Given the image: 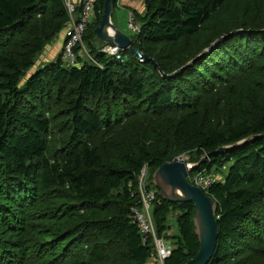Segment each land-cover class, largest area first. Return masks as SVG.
<instances>
[{"label": "trees", "instance_id": "1", "mask_svg": "<svg viewBox=\"0 0 264 264\" xmlns=\"http://www.w3.org/2000/svg\"><path fill=\"white\" fill-rule=\"evenodd\" d=\"M143 1L131 40L146 58L103 52L95 0L91 59L35 67L64 32V0H0V264H154L134 222L139 176L189 153L190 176L222 177L205 192L219 230L209 264H264V0ZM236 30L251 32L169 77ZM194 213L158 195L165 264L197 257Z\"/></svg>", "mask_w": 264, "mask_h": 264}, {"label": "water", "instance_id": "2", "mask_svg": "<svg viewBox=\"0 0 264 264\" xmlns=\"http://www.w3.org/2000/svg\"><path fill=\"white\" fill-rule=\"evenodd\" d=\"M116 6V0H104V12L101 23L94 31V34L112 48L118 47L119 50H128L139 59L146 58L141 51L133 47L130 36L120 31L113 23V12ZM242 32L251 31L236 30L224 35L215 41L210 48L203 51L169 77H176L186 68L192 66L199 59L207 55L219 43ZM155 65L158 67L156 63ZM227 150L228 148H221L219 151L225 152ZM198 168L199 164L189 167L181 156L158 168L152 177V184L158 189L159 197L163 200L170 203L192 202L194 204L195 213L193 220L195 232L200 242V250L197 257L190 260L187 264H209L215 254L219 235L216 216L217 202L213 197L206 195L201 189L188 181L189 174Z\"/></svg>", "mask_w": 264, "mask_h": 264}, {"label": "built area", "instance_id": "3", "mask_svg": "<svg viewBox=\"0 0 264 264\" xmlns=\"http://www.w3.org/2000/svg\"><path fill=\"white\" fill-rule=\"evenodd\" d=\"M64 2L69 14V20L63 32L65 41L62 48V61L67 67H75L79 58L91 59L84 43V36L95 20V0H64ZM128 29L136 36L141 33L139 17L133 10L128 13ZM119 51L118 47L112 48L108 45L103 49V52L111 55H118ZM189 167H192V165ZM147 171H149L148 167L145 166L139 176L138 183L141 199L139 202L140 208L133 209L134 222L140 229L143 242L150 241L154 245L155 252L151 255L153 263L165 264L172 254V246L166 242L165 238L159 237L157 234L152 209L158 201L159 193L154 189H148ZM190 174L189 178L192 181V185L198 187L204 193L217 180L215 175L197 173L190 176Z\"/></svg>", "mask_w": 264, "mask_h": 264}, {"label": "crops", "instance_id": "4", "mask_svg": "<svg viewBox=\"0 0 264 264\" xmlns=\"http://www.w3.org/2000/svg\"><path fill=\"white\" fill-rule=\"evenodd\" d=\"M128 9H133L138 13H142L145 9L143 0H125L124 8L120 10L119 7H116L113 12V23L117 26L120 31L130 36L127 30L126 17L124 15L125 13L127 15V13L131 11ZM116 10L118 13H115ZM120 12H123V15H120ZM64 41L65 35L64 33H61L49 46H47V48L43 52V54L46 56V59H44L43 54L41 55L42 59H44L42 60L44 62L43 64L51 63L58 59V57L62 54Z\"/></svg>", "mask_w": 264, "mask_h": 264}, {"label": "rangeland", "instance_id": "5", "mask_svg": "<svg viewBox=\"0 0 264 264\" xmlns=\"http://www.w3.org/2000/svg\"><path fill=\"white\" fill-rule=\"evenodd\" d=\"M144 2V1H143ZM124 6H125V0H118V5L116 6V7H119L120 8V10H122V8H124ZM128 10H133V9H128ZM127 10V11H128ZM134 12H136L135 10H133ZM115 13H118L117 12V10H116V12ZM129 13V12H128ZM128 13H127V15H126V13L124 14L125 15V17H126V23H127V30H128V32H129V34H130V38H131V36H133V37H136V35H134L132 32H130L129 31V29H128ZM138 13V12H137ZM120 15H123V12H120ZM44 55V54H43ZM44 59H46V56L44 55ZM44 59H42V57L40 56V58L38 59V61H37V64H36V66L35 67H40V66H42L43 65V61L42 60H44ZM42 62V63H41ZM183 158H184V160H185V162L188 164V166H190V165H192V166H194L196 163H194V160H195V155L193 154V153H189V154H184V155H181ZM181 156H177V157H175V158H179V157H181ZM174 158V159H175ZM173 159V160H174ZM226 171V170H225ZM147 173H148V175H147V177L149 178L148 179V183H149V181H150V183H151V177H153V174H154V172L151 170V171H147ZM215 176H216V178L217 179H221L222 177H221V174H219V173H217V174H215ZM188 181L190 182L191 181V179L190 178H188ZM176 221H177V215L174 213V212H172L171 213V215L169 216V220H168V222H167V226H168V228H170L171 227V233H169V235L171 236V235H173V234H176L175 232L177 231V228H176ZM166 242L167 243H171L170 242V240L169 239H166Z\"/></svg>", "mask_w": 264, "mask_h": 264}]
</instances>
